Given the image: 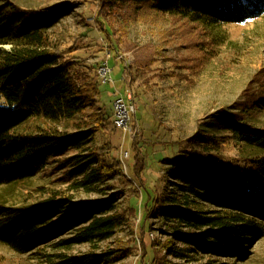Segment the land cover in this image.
Here are the masks:
<instances>
[{
    "label": "trees",
    "instance_id": "16d2710c",
    "mask_svg": "<svg viewBox=\"0 0 264 264\" xmlns=\"http://www.w3.org/2000/svg\"><path fill=\"white\" fill-rule=\"evenodd\" d=\"M96 1L99 10L93 26L117 54L118 43L105 21V8L147 5L156 12L205 26L264 16V0ZM68 9H27L11 0H0V96L5 100V105H0V185L31 179L50 163L67 167L79 156L64 161L56 157L70 150L83 153L92 139L89 130L78 131L82 126L77 125L74 132L68 127L95 107L96 99L102 102L101 78L92 72L95 65L79 69L76 53L82 48H61L49 35ZM239 106L237 113L209 116L194 136L175 142L176 154L163 161L166 171L162 179L171 183V189L150 190L142 177L145 155L141 156L140 170L136 169L139 157L133 148L132 174L145 195L143 226L152 214L168 228L170 240L163 251L181 261L174 264H217L216 258L243 262L253 244L264 236V129L249 120L264 102L253 100ZM96 115L90 116L96 121L93 132L106 130L110 124L117 129L114 111L110 115L104 106ZM32 119L45 126L31 133L16 132ZM222 131L228 134L223 136ZM225 149L234 155H227ZM113 150L91 149L73 173L84 177L83 185L110 180L116 168L106 157ZM116 200L113 195L77 202L70 196L55 195L25 207L0 205V243L28 253L68 235L72 237L60 245L109 239L125 219L114 211ZM167 256L159 260L146 246L147 264H173ZM105 257L92 254L61 264H100L109 261ZM206 257L207 262H200Z\"/></svg>",
    "mask_w": 264,
    "mask_h": 264
},
{
    "label": "rangeland",
    "instance_id": "374dc122",
    "mask_svg": "<svg viewBox=\"0 0 264 264\" xmlns=\"http://www.w3.org/2000/svg\"><path fill=\"white\" fill-rule=\"evenodd\" d=\"M11 1L27 9L69 7L66 16L49 30L50 39L61 48H82L76 53L79 69L96 66L92 72H98L101 78L102 102L96 99L95 107L68 127L72 132L77 125L82 126L78 131L89 130L92 139L87 151L70 150L67 155L56 157L64 161L79 156L67 167L55 161L31 179L0 185V205L25 207L55 195L70 196L77 202L105 200L114 195V211L125 219L112 237L93 243L60 245L72 237L68 235L28 253H18L0 243V264H61L92 254L109 259L100 264H147L146 246L162 260L167 256L163 247L170 235L152 214L143 226L145 195L132 174L133 148L139 157L134 167L140 170L144 154L146 167L142 177L150 190L163 192L173 188L162 178L166 171L163 161L176 154L175 142L194 136L201 122L211 115L237 113L239 104L253 100L264 102V16L243 23L205 26L156 12L147 5L105 8V21L113 31L112 39L118 43L117 54L93 26L99 10L96 0ZM104 66L111 70L107 81L101 74ZM118 95L133 107L131 132L125 133L111 124L106 130L93 132L96 121L90 116L100 114L104 106L113 115ZM0 105H5L2 96ZM249 120L264 129V107L254 110ZM44 126L40 120L32 119L16 132L31 133ZM227 134L221 132L223 136ZM105 148H114L106 161L116 168L115 173L106 182L83 185L84 177L76 176L73 170L91 149ZM224 151L234 155L230 149ZM167 260L173 264L181 262L170 256ZM216 260L217 264H264V236L253 244L246 261ZM207 261V257L200 260Z\"/></svg>",
    "mask_w": 264,
    "mask_h": 264
},
{
    "label": "built area",
    "instance_id": "2783aa9c",
    "mask_svg": "<svg viewBox=\"0 0 264 264\" xmlns=\"http://www.w3.org/2000/svg\"><path fill=\"white\" fill-rule=\"evenodd\" d=\"M111 73V70L104 66L101 70L102 77L105 81L108 80V77ZM130 110H133L132 106H129L125 97L116 96L114 100V120L117 128L122 130L125 133L131 132V116Z\"/></svg>",
    "mask_w": 264,
    "mask_h": 264
}]
</instances>
